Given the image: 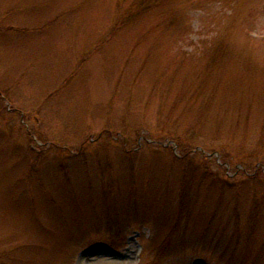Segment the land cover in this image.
I'll list each match as a JSON object with an SVG mask.
<instances>
[{
    "label": "rangeland",
    "instance_id": "rangeland-1",
    "mask_svg": "<svg viewBox=\"0 0 264 264\" xmlns=\"http://www.w3.org/2000/svg\"><path fill=\"white\" fill-rule=\"evenodd\" d=\"M263 166L264 0H0V264H264Z\"/></svg>",
    "mask_w": 264,
    "mask_h": 264
},
{
    "label": "trees",
    "instance_id": "trees-1",
    "mask_svg": "<svg viewBox=\"0 0 264 264\" xmlns=\"http://www.w3.org/2000/svg\"><path fill=\"white\" fill-rule=\"evenodd\" d=\"M170 139H172V138H170ZM173 141H174V140H173ZM175 141H176L177 144H179V139H178V138H176ZM175 141H174V142H175ZM195 148H196V149H200L202 152H204V153H203V154H204V157L209 156V153H207L205 150H203V147H199V148H198V147L196 146ZM181 149H182V150H181ZM181 149H180V150H181V152H180V153H181V156H182V157L187 156V155H188V151H187V149L183 148V146L181 147ZM205 153H206V154H205ZM222 166H223V165H222ZM223 168L225 169V166H223ZM259 172L262 173V174H264V166H263V167H258V168H257V173H259Z\"/></svg>",
    "mask_w": 264,
    "mask_h": 264
}]
</instances>
